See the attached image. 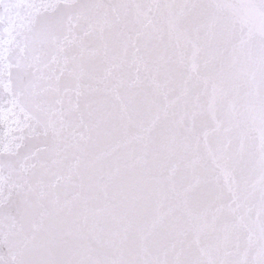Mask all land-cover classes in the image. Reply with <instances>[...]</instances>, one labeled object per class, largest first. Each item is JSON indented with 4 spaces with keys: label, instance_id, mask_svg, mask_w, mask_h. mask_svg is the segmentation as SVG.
<instances>
[{
    "label": "snow or ice",
    "instance_id": "6c2138e0",
    "mask_svg": "<svg viewBox=\"0 0 264 264\" xmlns=\"http://www.w3.org/2000/svg\"><path fill=\"white\" fill-rule=\"evenodd\" d=\"M0 264H264V0H0Z\"/></svg>",
    "mask_w": 264,
    "mask_h": 264
}]
</instances>
